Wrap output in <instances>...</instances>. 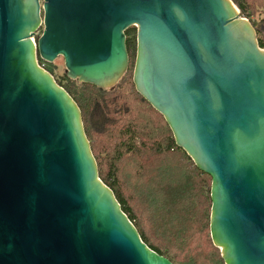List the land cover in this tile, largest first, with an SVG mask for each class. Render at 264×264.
Here are the masks:
<instances>
[{
	"label": "water",
	"instance_id": "water-1",
	"mask_svg": "<svg viewBox=\"0 0 264 264\" xmlns=\"http://www.w3.org/2000/svg\"><path fill=\"white\" fill-rule=\"evenodd\" d=\"M132 26L135 89L210 176L224 263L264 264V48L231 0H0V264H173L99 178L78 105L37 63L60 56L70 79L112 87Z\"/></svg>",
	"mask_w": 264,
	"mask_h": 264
},
{
	"label": "trees",
	"instance_id": "trees-1",
	"mask_svg": "<svg viewBox=\"0 0 264 264\" xmlns=\"http://www.w3.org/2000/svg\"><path fill=\"white\" fill-rule=\"evenodd\" d=\"M242 16L264 26V0H233ZM135 27L126 30L129 65L109 88L56 82L78 105L99 178L111 188L141 240L173 264H225L210 236L211 178L175 143L164 117L135 89ZM264 48V33L257 32Z\"/></svg>",
	"mask_w": 264,
	"mask_h": 264
},
{
	"label": "rangeland",
	"instance_id": "rangeland-1",
	"mask_svg": "<svg viewBox=\"0 0 264 264\" xmlns=\"http://www.w3.org/2000/svg\"><path fill=\"white\" fill-rule=\"evenodd\" d=\"M258 18L259 19L264 18V14H262L261 16H258ZM255 27L257 28V31H258V29L264 30L263 25L262 26H255ZM40 32H41V29L39 30L38 34ZM135 34H136V31H135ZM135 52H136V50H135ZM134 59H135V54H134ZM45 67H46V70H48L52 74V76L54 77L55 80L59 78L60 73L65 72L64 61H63V58L60 56L56 60H54V62H52V63L46 62Z\"/></svg>",
	"mask_w": 264,
	"mask_h": 264
},
{
	"label": "built area",
	"instance_id": "built-area-1",
	"mask_svg": "<svg viewBox=\"0 0 264 264\" xmlns=\"http://www.w3.org/2000/svg\"><path fill=\"white\" fill-rule=\"evenodd\" d=\"M231 1H232V3H233L234 5H236V3H235L233 0H231ZM236 6H237V5H236ZM237 7H238V6H237ZM239 11H240V9H239ZM240 16L243 17L244 19L250 21V22L252 23V20H251L250 18H248V17H246V16H242L241 13H240ZM252 24H253V23H252ZM254 27H255V26H254ZM255 29H256V31H257V28H256V27H255ZM258 31L264 33V30H263V29H258ZM258 31H257V32H258ZM33 40H34V39H33ZM37 63H38V65L41 66L42 68L46 69V67H45V63H46V61L37 58Z\"/></svg>",
	"mask_w": 264,
	"mask_h": 264
}]
</instances>
